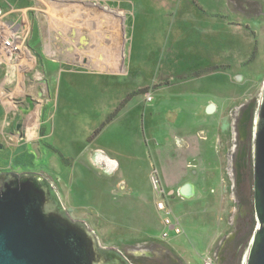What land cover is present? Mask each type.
Returning <instances> with one entry per match:
<instances>
[{
  "label": "rangeland",
  "instance_id": "374dc122",
  "mask_svg": "<svg viewBox=\"0 0 264 264\" xmlns=\"http://www.w3.org/2000/svg\"><path fill=\"white\" fill-rule=\"evenodd\" d=\"M0 5L11 17L28 10L34 55L28 69L0 64V174H46L71 216L136 264H173L169 252L180 264H204L209 254L216 264H245L258 225L251 168L264 93V1ZM79 51L121 70L60 71L55 82L44 74L45 63L58 60L78 68L82 60L70 56ZM129 93L126 108L106 122ZM29 96L36 107L25 114ZM91 141L117 150L120 160L92 149V164L82 159L79 152ZM154 171L183 228L169 239L161 235Z\"/></svg>",
  "mask_w": 264,
  "mask_h": 264
},
{
  "label": "water",
  "instance_id": "95a60500",
  "mask_svg": "<svg viewBox=\"0 0 264 264\" xmlns=\"http://www.w3.org/2000/svg\"><path fill=\"white\" fill-rule=\"evenodd\" d=\"M27 102L25 114L36 107L32 97ZM253 153L258 225L245 264H264V93ZM0 264L135 263L117 248L103 246L86 221L73 218L46 174L24 171L0 174Z\"/></svg>",
  "mask_w": 264,
  "mask_h": 264
},
{
  "label": "built area",
  "instance_id": "2783aa9c",
  "mask_svg": "<svg viewBox=\"0 0 264 264\" xmlns=\"http://www.w3.org/2000/svg\"><path fill=\"white\" fill-rule=\"evenodd\" d=\"M24 18H28V13H24ZM23 18V19H24ZM10 19L5 9L0 5V64L18 66L22 69H28L34 62V55L28 48L29 30L24 20ZM26 28V29H25ZM145 98L148 102L153 100L151 93H146ZM151 185L157 195L155 206L158 212L162 214L163 230L161 232L163 239H169L173 235H180L183 228L180 221L173 215L171 207L164 196L165 190L162 180L157 171L151 174ZM218 260L215 255L209 254L204 264H216ZM221 260H219V263Z\"/></svg>",
  "mask_w": 264,
  "mask_h": 264
},
{
  "label": "crops",
  "instance_id": "0c3cea01",
  "mask_svg": "<svg viewBox=\"0 0 264 264\" xmlns=\"http://www.w3.org/2000/svg\"><path fill=\"white\" fill-rule=\"evenodd\" d=\"M264 1V0H263ZM2 6V5H1ZM4 8V7H3ZM5 9V8H4ZM22 10H24V9H22ZM6 11V10H5ZM25 12H28V10H24L23 11V13H22V16H16V17H11L10 15H8V17L10 18V19H17L18 17L20 18V19H23L24 18V13ZM29 18V17H28ZM28 18H24L23 20V22H24V24L25 25H27V28H29L28 27V24H27V20H28ZM26 29V28H25ZM103 32H104V30H102ZM102 31H100V34H99V36H101L102 34H103V32ZM29 33H30V30H29ZM98 36V37H99ZM73 37H75V38H80V36L79 35H76V31H75V33L73 34ZM72 57V59L73 60H77L78 58H80L81 60H82V63H79L80 65H77L78 66V68H63L60 64H59V61L60 60H58V62H55L54 61V63L53 62H51V63H45V70H46V72L44 73V74H46L47 73V75H49V78H52L53 80H52V82H55V78H56V73L58 74L60 71H62V72H68V71H74V72H76V73H82V72H99V73H104V74H107L108 73V71L110 72H112V71H115V69L117 68L118 69V71H120L121 70V67H119V66H116V65H113V64H111V63H109V64H106L105 62H101V63H97L96 61H95V59H93V60H91V61H89V57H88V54L86 55L85 53H82L81 51H79V52H75V53H72L71 54V56H70V58ZM67 58V57H66ZM112 58V57H111ZM110 58V59H111ZM77 62H78V60H77ZM117 62V61H116ZM205 62V61H204ZM204 62H202V63H204ZM112 63H114V62H112ZM202 63H200V64H202ZM105 71H106V73H105ZM108 75H115V74H108ZM46 78H47V80H48V77L47 76H45ZM130 94V93H129ZM128 94V95H129ZM127 95V96H128ZM126 96V97H127ZM126 97L122 100V102L126 99ZM145 97V96H144ZM122 99V98H121ZM120 99V100H121ZM153 100H154V95H153ZM121 102V103H122ZM124 108H126L125 107V105L121 108V110L118 112V114L124 109ZM125 111V110H124ZM117 114V115H118ZM116 115V116H117ZM115 116V117H116ZM114 117V118H115ZM32 123H35V122H32ZM96 130V129H95ZM95 130H93L92 131V133L90 134V138L89 139H95L99 134H101V132H99L97 135H95L94 136V132H95ZM33 130L30 128V132H31V134L32 135H34V132H36V128H35V130H34V132H32ZM88 139V140H89ZM92 139V140H93ZM90 141V140H89ZM146 148V147H145ZM88 149H90V151L88 150ZM91 149L92 150H97V152L98 153H102V154H105L107 157L109 156V154L111 155V156H114V157H117L119 160H120V152H118L117 150H112L111 148H109V147H107L106 145H97V146H95V145H93V143H92V141H91V143H90V146L88 147V148H86V147H83L81 150H80V152H79V156L82 158V159H88V162L90 163V164H92L91 162V157H92V160L94 159V153H93V155H90V152H91ZM147 151H148V153H149V160L151 161L152 159L153 160H155V161H157L158 162V160H156V159H154L153 158V155L151 154V150L149 151L148 149H146ZM99 157H101V156H99ZM104 158H105V156H104ZM120 164H121V161H120ZM150 184H151V179H150ZM151 187H152V185H151ZM151 193V192H150ZM140 197L142 198V199H146L145 198V193H141L140 194ZM144 202V201H143ZM143 202H141V204L143 203ZM149 204H151V206L152 205H154L153 204V202H152V199H151V201H150V203ZM141 206H145V211H146V207H147V204L145 203L144 205H141ZM156 207V206H155Z\"/></svg>",
  "mask_w": 264,
  "mask_h": 264
},
{
  "label": "trees",
  "instance_id": "16d2710c",
  "mask_svg": "<svg viewBox=\"0 0 264 264\" xmlns=\"http://www.w3.org/2000/svg\"><path fill=\"white\" fill-rule=\"evenodd\" d=\"M133 94H129L126 99L121 103V105L112 113V115L106 120V122H110L118 113V111L132 98ZM105 125V122L103 123ZM100 132V128L96 129L94 132V136Z\"/></svg>",
  "mask_w": 264,
  "mask_h": 264
},
{
  "label": "flooded vegetation",
  "instance_id": "af4514ba",
  "mask_svg": "<svg viewBox=\"0 0 264 264\" xmlns=\"http://www.w3.org/2000/svg\"><path fill=\"white\" fill-rule=\"evenodd\" d=\"M243 135V134H242ZM241 138V137H240ZM243 140V139H242ZM238 145H236V147H237ZM245 147V146H244ZM253 157H254V153H253ZM248 165V164H247ZM238 168H241V164L239 163L238 164ZM247 168H248V166H246ZM251 173H253V178H254V167L253 168H251ZM248 175H250V170H249V172H248ZM250 177H251V175H250ZM253 189H254V183H253ZM222 254V253H221ZM168 257L169 258H167L170 262H173V264H180L179 263V259L178 258H176V259H172V260H170V255H172L170 252L168 253ZM230 257V256H229ZM129 258V257H128ZM221 258H223V256L221 257ZM130 259V258H129ZM229 259H232V258H229ZM132 260V259H131ZM149 260H151V259H149ZM163 260V259H162ZM151 261H153V260H151ZM228 261V260H227ZM134 262V261H133ZM168 262V261H167ZM135 264H136V262H134ZM141 264V263H140Z\"/></svg>",
  "mask_w": 264,
  "mask_h": 264
},
{
  "label": "bare ground",
  "instance_id": "6f19581e",
  "mask_svg": "<svg viewBox=\"0 0 264 264\" xmlns=\"http://www.w3.org/2000/svg\"><path fill=\"white\" fill-rule=\"evenodd\" d=\"M103 34H104V32H103ZM32 126H34V123H31V127H32ZM32 132H34V130H33Z\"/></svg>",
  "mask_w": 264,
  "mask_h": 264
}]
</instances>
